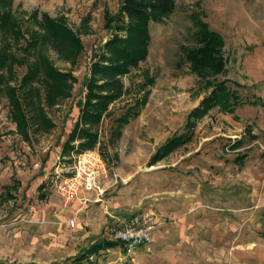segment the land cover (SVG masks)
Here are the masks:
<instances>
[{"label":"rangeland","instance_id":"obj_1","mask_svg":"<svg viewBox=\"0 0 264 264\" xmlns=\"http://www.w3.org/2000/svg\"><path fill=\"white\" fill-rule=\"evenodd\" d=\"M175 1L169 18L151 22L148 57L123 77L126 92L98 125L97 145L63 156V144L86 100L92 63L113 37L110 18L119 0H13L16 21L27 35L38 27L30 18L33 11L39 17L48 13L66 19L79 33L83 51L72 64L44 47L53 63L77 80L70 97L45 105L55 126L32 133L30 141L16 131L8 98L0 91V264H68L92 243L111 240V228L143 213L156 222L153 243L160 246L161 232L170 231L164 240L181 257L170 264H264V217L251 208L255 199L260 205L264 199V105L245 103L235 113L212 108L197 122L191 141L150 164L168 138L185 131L189 113L215 85L226 81L245 100L264 101V0ZM192 12H200L224 37L222 72L202 76L186 60L184 47L198 45ZM7 38L16 52L24 47L23 38L18 43L2 33L0 45ZM15 69L18 80L12 84L21 82L27 66ZM137 102L142 103L139 116L119 128L117 118ZM242 137L245 144L232 149ZM243 153L246 158L239 163ZM86 154L102 161L101 167L95 160L89 165L100 171L105 191L99 197L81 188L66 201L59 183L73 175ZM235 204L243 206L239 214L232 210ZM122 256L111 250L92 259L128 264ZM161 259L151 253L141 264H167Z\"/></svg>","mask_w":264,"mask_h":264},{"label":"trees","instance_id":"obj_2","mask_svg":"<svg viewBox=\"0 0 264 264\" xmlns=\"http://www.w3.org/2000/svg\"><path fill=\"white\" fill-rule=\"evenodd\" d=\"M12 3L13 0H0V33L5 37L13 35L18 43L23 38L25 44L24 47L19 46V52L13 49L8 38L0 45V86L6 82L5 87H0V91L4 89L8 98L10 117L16 124V131L30 141L32 133L48 132L55 126L45 105L53 107L70 97L77 80L72 72L58 68L44 51V47L49 45L61 59L76 64L83 51V44L79 33L66 19L53 18L48 13H42V17H39L37 10L33 11L30 18L37 22L38 27L28 29L27 35L16 21ZM176 6L175 0H119L118 12L110 18L113 37L107 40L92 63L91 77L85 80L88 88L86 100L81 103L79 118L63 144V156L81 153L97 145L98 125L110 105L126 92L123 77L148 57L151 22H164L175 12ZM190 18L196 29L198 42L195 47H184L185 58L191 64V69L202 76L222 72L226 63L223 55L224 37L211 29L200 12H192ZM24 65L27 66V72L21 82L12 84V81L18 80L16 66ZM245 103L264 105V101L245 100L226 81L215 85L212 92L189 113L185 131L168 138L153 154L150 164L157 163L191 141L197 122L212 108L218 107L222 111L235 113ZM141 104L137 102L130 106L117 118L119 128L139 116ZM115 134L120 135L121 130L117 129ZM249 136L257 138L251 132ZM244 144L245 137H242L231 148L237 149ZM245 158L246 153H243L236 160L242 163ZM40 187L42 189L44 186ZM40 195L42 198L46 197L44 193ZM118 245L119 242L114 240L96 241L70 257L67 263L96 264L93 256Z\"/></svg>","mask_w":264,"mask_h":264},{"label":"built area","instance_id":"obj_3","mask_svg":"<svg viewBox=\"0 0 264 264\" xmlns=\"http://www.w3.org/2000/svg\"><path fill=\"white\" fill-rule=\"evenodd\" d=\"M94 160L99 163L98 167L103 166L99 158L90 157L86 154L75 164L73 175L59 183L60 192L66 201L74 200L81 188L85 191H97L99 196L103 195L105 189L99 183L100 171H96L93 166L89 165ZM70 224L74 226L76 224L75 219H71ZM155 227L156 222L150 214L143 213L140 216L130 218L122 226L114 228L111 233V240L122 243L125 253L131 256L138 248L153 242Z\"/></svg>","mask_w":264,"mask_h":264},{"label":"crops","instance_id":"obj_4","mask_svg":"<svg viewBox=\"0 0 264 264\" xmlns=\"http://www.w3.org/2000/svg\"><path fill=\"white\" fill-rule=\"evenodd\" d=\"M99 200H101V198H99ZM256 202L259 203V199L258 198L255 199V203L251 207L252 210H254L255 212H257V214H260L261 213L263 215V217H264V199L262 200L261 205H260V203L256 205ZM232 206H234V208H232V210H233V212H235V214H239L240 212H242V211H240L243 208L242 205L235 204V205H232ZM140 215H142V214L133 215V216H130L128 219L123 220L122 223H119L115 227L111 228V232L110 233H112V230L114 228L119 227V226H122L130 218H132L134 216H140ZM164 232L167 233V232H170V231H163V232H161V234H162L161 236L163 237V239L161 240L162 242L159 243V244H161L160 246H158L157 243H153L152 242L153 244L151 243L150 245H144V246L138 248L133 255L128 256L125 253L123 244L119 242V245L118 246L113 247V248H109L107 250H102L100 252V254L96 255V257H99L103 252H110L111 250H113L115 253H118L119 252L121 255H123L122 258H125V261L128 262V264H141V263H143L147 259L148 256H151V253L152 254L153 253L154 254L155 253L161 254V257H162V259L160 260L161 263L170 264V263L178 262V260H181V257L174 255L175 254V250L174 249H172V250L170 249V247L173 246V245H170V243H172V242H170L167 239L164 240V237L166 236ZM154 234H155V231H153V239H154ZM167 234H170V233H167ZM157 235L159 236V233H157ZM169 252H171L172 254H170ZM105 256H107V255H104V257ZM101 259L102 258H98L96 261H94V260L93 261L96 264H100Z\"/></svg>","mask_w":264,"mask_h":264}]
</instances>
